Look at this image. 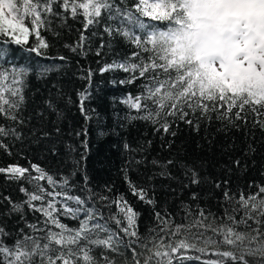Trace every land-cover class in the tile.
Masks as SVG:
<instances>
[{"label":"trees","instance_id":"1","mask_svg":"<svg viewBox=\"0 0 264 264\" xmlns=\"http://www.w3.org/2000/svg\"><path fill=\"white\" fill-rule=\"evenodd\" d=\"M137 2L114 0V5L134 10ZM154 2L156 0H149V3ZM53 11L60 15L49 16L50 24L41 29L49 45L43 50V55L29 51L35 44L34 35L30 36L27 45H16L0 37V72L24 70L22 84L16 85L23 95L18 111V119L23 123L0 117V126L16 128L20 138L11 135L3 137L10 154L0 149V166L15 163L30 167L31 164H38L57 181L67 178L68 186L64 191L82 199L94 195L89 206L99 208L106 219L118 210L114 205L101 204L99 197H109L110 205L112 200L123 196L140 214L139 234L148 240L153 238L152 230L157 228L153 215L155 211L162 215L165 212L169 214L171 229L176 225H193L194 220L200 219V209L205 213L204 224L212 228L232 226L229 215L239 220L243 215L238 204L239 196L252 195L257 193L258 186H264V130L256 126L252 115L249 114L247 123H228L217 120L215 113L211 120L199 118L197 113L190 116L194 121L193 126L167 117L175 136L162 129L157 131L165 122L163 115L158 118V123L134 119L137 111L123 101L129 95H140L144 91L145 80L120 83L129 79V73L117 68L100 71L108 64L129 60L134 51H139L122 35L106 31L108 26L119 28L121 25L109 19L105 12L98 23L85 31L82 14L73 18L63 12L59 3L53 5ZM159 27L165 29L166 23L159 22ZM82 33L87 38L83 50L78 48L73 52L71 49L78 45ZM136 34H141V30L137 29ZM148 55L142 53L140 59H147ZM130 62L138 63L139 60L132 59ZM175 76L176 73L172 72V79ZM10 80L4 83V88L12 87ZM82 94L85 97L83 111ZM5 99L15 98L6 93ZM148 104L154 110L155 106L151 102ZM196 124L199 125L198 129ZM169 160L174 164L168 165ZM236 160L240 161L239 167L234 164ZM153 161L158 163L154 165ZM190 170L198 173V184H191L190 175H186ZM161 172L165 175H161ZM129 181L146 189L155 204L149 206L134 197ZM21 183L29 191L34 190L26 181H9L0 175V224L13 233L6 241L9 245L13 243L17 229L24 227L21 215L28 222L43 220L40 214L32 213L26 205L21 213H10V206L3 197H11L13 202L22 204L26 197L19 190ZM41 183L52 191L46 182ZM217 183L221 185L219 188L216 187ZM56 190L61 191L60 188ZM225 191H229L233 197L231 202L225 200ZM193 193L196 199H193ZM259 198H264V194ZM67 203L69 207H77L74 201ZM61 221L70 228L79 227L78 220L61 216ZM107 223L116 230V225L110 219ZM238 230L251 231L243 225ZM197 231L203 232L204 229L193 227L191 232L180 236H165L166 243L188 236L189 242L196 245L178 249L169 258L187 254L190 257L219 260L223 264H242L218 255L225 251L239 254L241 250L224 245L222 241L218 247L198 243L191 238ZM208 236L217 239L212 231L205 233V238ZM156 239L159 242V236ZM202 247L205 249L203 252L200 251ZM251 247L255 254L245 253L248 264H264V257L255 252L258 245ZM136 250L141 251L139 247ZM163 251L168 249L164 248ZM120 252L123 255L93 246L91 255L100 264H103L105 255L113 258L116 264H132L131 252L123 246ZM172 264L208 263L180 258Z\"/></svg>","mask_w":264,"mask_h":264},{"label":"snow or ice","instance_id":"2","mask_svg":"<svg viewBox=\"0 0 264 264\" xmlns=\"http://www.w3.org/2000/svg\"><path fill=\"white\" fill-rule=\"evenodd\" d=\"M58 3L63 12L73 18L82 14L85 31L98 23L102 13L106 12L109 19L121 25L119 28L108 26L106 31L122 35L139 50L134 51L129 60L100 69L106 72L117 68L129 73V79L120 83L145 80L140 95H129L123 101L137 111L134 119L158 123V118L163 115L165 122L157 131L162 129L169 133L171 124L167 117L193 126L190 116L197 113L199 118L206 120H211L215 113L217 120L228 123H247L251 114L256 126L264 130V0H156L154 3L138 0L134 10L116 7L114 0H0V37L16 45H27L30 36L34 35L35 44L29 51L43 55L49 45L41 29L50 24L49 16L60 15L53 11V5ZM159 22L166 23V28L162 30ZM137 29L141 34H136ZM86 39L82 33L78 45L71 50H83ZM142 53L149 54L147 59H140ZM132 59L139 62L132 63ZM172 72L176 73L175 79L171 77ZM23 75L22 69L0 72V117L20 124L23 121L18 119V111L23 95L16 85L22 84ZM161 76L168 78L160 79ZM9 78L12 87L4 88ZM6 93L15 99H5ZM84 98L82 94V111ZM148 102L155 106L154 110ZM195 126L198 129L199 125ZM10 135L20 138L16 128L0 126V149L5 152H9V146L3 142V137ZM171 135L175 136V132ZM167 164L172 165L174 161L169 160ZM234 164L239 167L240 161L236 160ZM0 175L9 181H26L34 189L29 191L21 183L19 190L26 197L22 204L13 202L11 197H3L10 206V213H21L26 205L32 213L43 217L33 223L21 215L24 227L17 229L11 245L6 241L13 233L0 224V264H100L91 255L93 246L116 255H123L120 252L123 246L131 252L132 264H172L171 253L196 245L189 242L188 236L166 243L165 236H180L191 232L193 227L204 229L191 237L198 243L218 247L222 241L224 245L241 250L239 254L232 251L219 253L222 257L248 264L245 253L255 254L253 244L258 245L255 252L264 257V198H259L264 194V186H258L257 193L239 196L243 215L239 220L229 215L232 226L224 225L222 229L204 224L203 209L199 210L200 219L194 220L193 225H176L174 229H171L168 213L162 215L155 211L157 228L152 230L153 238L148 240L139 234L140 214L123 196L112 200L110 205L109 197H99L101 204L114 205L118 210L106 219L99 208L89 206L94 195L83 199L68 195L64 191L68 179L57 181L38 164L0 166ZM161 175L165 173L161 172ZM186 175H190L191 184L200 182L196 171L190 170ZM42 181L52 191L45 188ZM220 186V183L216 184L217 188ZM129 187L132 195L141 202L149 206L155 204L146 189L131 181ZM223 195L229 202L233 199L229 191ZM193 199H196L195 193ZM67 201H74L77 207H69ZM57 204H60L59 208ZM61 216L78 220L79 227L70 228L61 221ZM108 219L116 225L115 231L108 226ZM241 225L251 231H239ZM207 231L216 234L217 239L205 238ZM136 247L141 251L138 252ZM164 248L168 251H163ZM204 250L203 247L200 249L201 252ZM103 264H116V261L105 255ZM208 264H218V261L211 260Z\"/></svg>","mask_w":264,"mask_h":264},{"label":"water","instance_id":"3","mask_svg":"<svg viewBox=\"0 0 264 264\" xmlns=\"http://www.w3.org/2000/svg\"><path fill=\"white\" fill-rule=\"evenodd\" d=\"M176 252H174V253L176 254ZM180 258H188V259H192V260H198V261L203 262V263H208L211 260H215V259H209V258L206 259V258L190 257L187 254H180V255L175 256L173 259H171V262L175 261L176 259H180ZM216 261H218V260H216ZM218 264H223V262L218 261Z\"/></svg>","mask_w":264,"mask_h":264}]
</instances>
